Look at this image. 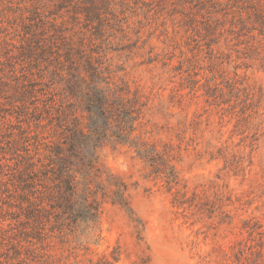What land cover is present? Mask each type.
<instances>
[{"label":"rangeland","instance_id":"rangeland-1","mask_svg":"<svg viewBox=\"0 0 264 264\" xmlns=\"http://www.w3.org/2000/svg\"><path fill=\"white\" fill-rule=\"evenodd\" d=\"M9 1L0 0L2 56L3 40L23 39L13 18L23 0ZM111 1L101 63L144 95L142 129L169 144L181 182L168 188L124 144L102 148L132 212L105 203L85 250L71 239L30 246L0 180V264H103L114 251L115 264H264V35L222 13L215 38L192 30L184 0ZM6 97L0 90V158L24 126Z\"/></svg>","mask_w":264,"mask_h":264},{"label":"trees","instance_id":"trees-1","mask_svg":"<svg viewBox=\"0 0 264 264\" xmlns=\"http://www.w3.org/2000/svg\"><path fill=\"white\" fill-rule=\"evenodd\" d=\"M184 3L192 30L211 38L220 31L214 20L220 13L240 31L264 35V0ZM19 8L13 18L21 21L23 39L3 40L0 90L24 126L10 143V157L0 158V180L30 246L57 238L89 250L98 241L105 203L132 212L127 185L101 164L102 148L129 147L170 189L179 186L180 175L169 144L160 146L142 129L144 95L108 77L101 63L96 47L112 1L23 0ZM111 255L103 264L120 260L117 251Z\"/></svg>","mask_w":264,"mask_h":264}]
</instances>
